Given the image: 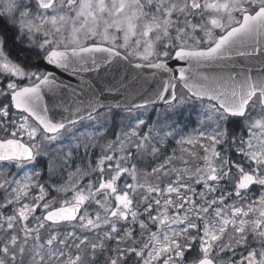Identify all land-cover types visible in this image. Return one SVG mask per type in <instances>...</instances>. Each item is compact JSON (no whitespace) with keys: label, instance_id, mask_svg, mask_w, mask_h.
<instances>
[{"label":"snow or ice","instance_id":"6c2138e0","mask_svg":"<svg viewBox=\"0 0 264 264\" xmlns=\"http://www.w3.org/2000/svg\"><path fill=\"white\" fill-rule=\"evenodd\" d=\"M0 264H264V0H0Z\"/></svg>","mask_w":264,"mask_h":264},{"label":"water","instance_id":"95a60500","mask_svg":"<svg viewBox=\"0 0 264 264\" xmlns=\"http://www.w3.org/2000/svg\"><path fill=\"white\" fill-rule=\"evenodd\" d=\"M260 57H257L255 60H253L251 63L255 65V68L253 69V74H255L256 70L260 67Z\"/></svg>","mask_w":264,"mask_h":264},{"label":"rangeland","instance_id":"374dc122","mask_svg":"<svg viewBox=\"0 0 264 264\" xmlns=\"http://www.w3.org/2000/svg\"><path fill=\"white\" fill-rule=\"evenodd\" d=\"M153 119H155V114H153ZM191 119H195V116L193 115L192 117H191ZM185 122H187V121H185ZM194 126V125H193Z\"/></svg>","mask_w":264,"mask_h":264}]
</instances>
